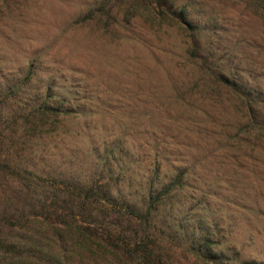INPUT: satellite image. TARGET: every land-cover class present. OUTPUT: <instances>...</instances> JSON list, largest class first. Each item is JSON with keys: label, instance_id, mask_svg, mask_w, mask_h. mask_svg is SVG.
<instances>
[{"label": "rangeland", "instance_id": "obj_1", "mask_svg": "<svg viewBox=\"0 0 264 264\" xmlns=\"http://www.w3.org/2000/svg\"><path fill=\"white\" fill-rule=\"evenodd\" d=\"M24 215L0 264H264V0H0V218Z\"/></svg>", "mask_w": 264, "mask_h": 264}, {"label": "trees", "instance_id": "obj_2", "mask_svg": "<svg viewBox=\"0 0 264 264\" xmlns=\"http://www.w3.org/2000/svg\"><path fill=\"white\" fill-rule=\"evenodd\" d=\"M64 190L68 191L69 194H72L74 195L75 193H77L79 196L80 194L82 193H85V198L82 200L83 203L85 205H87L91 210H108L110 209L109 207H113V206H116L118 207V209L120 210L121 213H124L126 215H129L130 217H135L137 219H143L145 218L146 216L144 215L143 212H140L138 211L134 205H130V204H126V203H120V202H116L110 198H104V199H96V198H91V197H88L87 195H96V190H94L93 188L91 189H88V190H85L81 187H79L78 185L76 184H73L71 182H66L65 183V187H63ZM68 203V202H66ZM73 207V206H72ZM72 207H70V209H72ZM152 208V207H151ZM58 207L55 206V210H57ZM69 209V208H68ZM68 213V212H67ZM56 215V213H55ZM58 215V214H57ZM39 217V215L37 216ZM30 219V216H22V218H20L19 220L17 218H14V217H8V218H0V227L3 226V225H6V226H9V227H17V226H24L28 223ZM48 219H52V218H49ZM50 221V225L51 226H54L56 225L57 223H64L63 225L67 226V227H70V228H73L74 226L76 227L77 223L76 224H73V222L69 221L67 218H63L61 217V215H58L57 218H55V220H49ZM55 223V224H54ZM102 224V223H101ZM79 225V224H78ZM88 225L90 227H94L96 226L97 224H95V222H88ZM112 240L115 242V240H113L112 238L110 239L109 238V241ZM0 244L5 246L10 252H15V253H19L18 251V245L17 243L15 242H10V243H7V241H5L4 239L0 238ZM148 249V248H147ZM143 260H145L144 262L147 263V264H150L151 262L146 259V258H149V256H152L153 254L151 252H149L148 250H145V252L143 253ZM154 263H156V261H154Z\"/></svg>", "mask_w": 264, "mask_h": 264}]
</instances>
